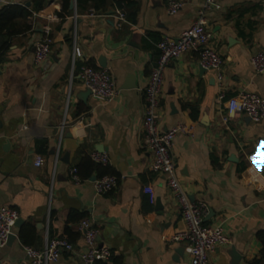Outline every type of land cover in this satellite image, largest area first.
Listing matches in <instances>:
<instances>
[{
  "label": "crops",
  "instance_id": "crops-1",
  "mask_svg": "<svg viewBox=\"0 0 264 264\" xmlns=\"http://www.w3.org/2000/svg\"><path fill=\"white\" fill-rule=\"evenodd\" d=\"M9 1L33 10L31 0ZM72 1L71 15L61 17L62 0H50L27 19L19 18L18 26L29 28L15 35L5 30L1 38L0 207L12 206L24 221L15 228L16 238L0 248V264H30L25 246L42 249L56 236L85 250L77 230L82 218L99 228V244L112 252L108 264H190L184 245L171 240L185 222L165 177L151 170L141 122L157 43L177 39L206 0H181L174 15L170 0H130L123 7L106 0L101 17L79 11L77 0L72 9ZM217 2L205 19L225 59L224 78L203 69L197 52L184 53L165 71L159 123L162 130L177 122L193 126L191 134L177 136L173 155L191 201L205 203L206 222L222 225L231 238L212 255L214 263L255 264L263 250L258 233L264 231V119L256 123L245 114H230L228 100L244 91L264 98V74H255L251 63L264 51V0ZM118 9L127 18L121 27ZM53 13L59 18L49 20ZM46 35L52 39L51 54L35 65V46ZM75 47L81 56H75ZM102 57L118 87L110 103L82 97L87 88L80 68H103ZM93 152L108 154V165L76 183L70 170ZM38 155L44 157L41 166L35 165ZM109 173L119 177L117 186L98 194L93 179ZM52 264L85 263L64 251Z\"/></svg>",
  "mask_w": 264,
  "mask_h": 264
},
{
  "label": "built area",
  "instance_id": "built-area-1",
  "mask_svg": "<svg viewBox=\"0 0 264 264\" xmlns=\"http://www.w3.org/2000/svg\"><path fill=\"white\" fill-rule=\"evenodd\" d=\"M218 0H206L199 10L197 20L177 38L165 37L157 43L159 54L152 67L149 80L143 90L145 111L142 118V147L152 153L151 170L163 175L167 185L176 197L181 209V216L185 222V229L172 237L173 242L182 243L185 251L190 257V264H215L212 255L221 245L231 242L222 225H211L206 222L209 208L205 203L191 201L182 186L177 174V162L173 155L174 141L179 134H191L193 126L183 122H177L166 130L160 128L159 110L161 106V95L163 93L165 71L167 67L179 59L188 51L197 52L200 65L218 73V79L223 80L222 68L224 57L217 51L213 43V35L206 27L205 13L208 9L218 7ZM10 4L9 0H0V6ZM181 0H170L168 11L177 14L182 8ZM89 15L103 16L102 12L91 8ZM56 13L49 14V20L58 19ZM75 19L77 14L74 15ZM115 17L118 26L121 27L127 21L123 11L117 10ZM48 27V26H47ZM48 30L50 28L48 27ZM52 39L46 35L39 40L34 50V63L40 65L51 54ZM75 56H81L78 47L74 50ZM255 74H264V51L255 53L251 59ZM1 64V59H0ZM79 76L84 86L91 94L102 103H110L118 93L116 80L108 68H96L88 64L81 66ZM226 94L221 92L220 98ZM230 114H245L253 122H261L264 119V98L257 93L241 92L228 100ZM27 129V127H24ZM92 159L100 164L108 165L109 156L106 153L93 152ZM44 157L38 155L35 160L36 166L43 164ZM73 181L81 183L77 167L70 170ZM119 177L116 175H104L93 184L98 194L111 191L118 184ZM20 213L9 205L0 207V248L8 244L11 234H15L17 221ZM77 230L82 233L85 250L78 248L66 236H56L48 239L42 249L33 246H25L26 254L30 264H52L62 256L64 251L73 252L85 264H93L98 260H110L112 252L107 246H101L98 242L99 228L89 219L83 218L77 224Z\"/></svg>",
  "mask_w": 264,
  "mask_h": 264
},
{
  "label": "trees",
  "instance_id": "trees-1",
  "mask_svg": "<svg viewBox=\"0 0 264 264\" xmlns=\"http://www.w3.org/2000/svg\"><path fill=\"white\" fill-rule=\"evenodd\" d=\"M50 0H31L32 2V7L33 10H29L25 7L18 6V5H12V4H7L4 5L2 9H0V53L3 48V43L1 41L2 35L4 31L6 30L9 35H15L19 34L24 31V29L29 28V26L26 24L24 27L18 26L20 22H18L19 18H23L24 20L27 19L29 16L33 14V11L39 12L44 8V4ZM71 0H62L63 2V9L59 13L61 17H66L71 15V11L69 10V3ZM78 2V10L79 11H89L91 8L96 9L98 12H105L107 10L106 0H100L99 4L96 3L97 5H83L84 0H77ZM113 3L115 5L117 4L119 7H123L124 5L128 6L130 4V0H113ZM102 165L100 163L95 162L92 157H86L84 161L77 167L78 173L81 177L82 180H85L87 178H90L91 174L93 173V169H98L99 166ZM86 171H88L86 173ZM115 175L114 173H109L106 175ZM83 219V218H82ZM79 219L78 221H80ZM68 233H70V230H67ZM22 236L24 237V234L22 233ZM258 237L261 240L263 244V250L261 252V258L260 260H255V264L260 263L264 259V231H261L258 233ZM31 246V245H27ZM93 264H108V261L105 260H98Z\"/></svg>",
  "mask_w": 264,
  "mask_h": 264
},
{
  "label": "water",
  "instance_id": "water-1",
  "mask_svg": "<svg viewBox=\"0 0 264 264\" xmlns=\"http://www.w3.org/2000/svg\"><path fill=\"white\" fill-rule=\"evenodd\" d=\"M27 6H31V3H30V2H27ZM71 8L74 9V10L76 9L75 0L72 1ZM114 13H115V10H112V11H110L108 14L111 15V16H113ZM112 18H114V17H112ZM100 66L103 67V68H105V67L107 66V61H106L105 57H102V58L100 59ZM203 69H205V68H203ZM202 71H203V70H202ZM89 95H92V94H91V91L88 90V89H87L86 91H83V92H82V97H83V99H85V98H86L87 96H89ZM93 180H96V178H94ZM23 221H24V220H23L22 218H19V220L17 221V224H16V225H17V226H20V225L22 224ZM15 238H16V235H15V234H11L10 237H9L8 244H9L11 241H13ZM183 250H185V249L182 248V251H183ZM179 252H180V250H179ZM234 257L239 258L240 255H238V254L236 253V254H234Z\"/></svg>",
  "mask_w": 264,
  "mask_h": 264
}]
</instances>
